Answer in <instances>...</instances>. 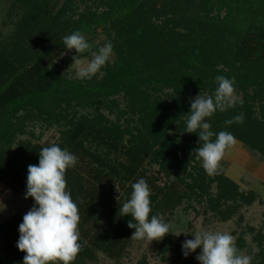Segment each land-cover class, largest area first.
<instances>
[{"label":"trees","instance_id":"trees-1","mask_svg":"<svg viewBox=\"0 0 264 264\" xmlns=\"http://www.w3.org/2000/svg\"><path fill=\"white\" fill-rule=\"evenodd\" d=\"M51 1L14 0L22 15L11 35H0V175L25 196L28 165H38L41 148L51 146L18 139L26 118L61 126L56 145L78 157L66 172L82 245L72 264L95 263L98 253L121 264L135 229L119 207L140 178L151 190L150 216L160 213L166 223L186 199L206 201L224 221L241 203L260 201L222 169L208 175L194 151L202 143L198 133L185 131L193 95H212L216 76L234 77L243 105L237 101L206 121L264 158V0H64L60 7ZM92 28L108 36L117 58L101 76L70 77L71 62L56 61L67 49L63 38ZM238 114L243 123L225 125ZM22 222L16 214L0 224L8 244V261L0 264H23ZM244 246L239 236L236 247ZM258 246L251 264H264L263 235Z\"/></svg>","mask_w":264,"mask_h":264},{"label":"clouds","instance_id":"clouds-1","mask_svg":"<svg viewBox=\"0 0 264 264\" xmlns=\"http://www.w3.org/2000/svg\"><path fill=\"white\" fill-rule=\"evenodd\" d=\"M81 11L83 7L81 6ZM68 50L75 49L70 68L76 69V77L91 79L106 65L113 52L111 41L91 51L92 45L79 31L63 38ZM90 52L91 59L85 60L79 54ZM218 87L212 95L198 94L191 102L186 120L187 133H198L202 142L196 152V159L208 175H218L221 161L237 143L228 131L214 133L206 121L219 110L225 112L243 100L236 95L235 78L216 76ZM243 114L225 120V125L243 123ZM216 137L212 140V137ZM78 163V157L56 144L42 147L38 165H28L27 191L25 199L31 197L35 205L23 216L19 225L17 247L26 255L23 264H72L82 250L79 231V207L72 199L66 181V172ZM130 199L119 207L120 216H131L128 227L135 229L131 238L136 240H161L170 233V226L160 213L151 215V190L144 178L131 185ZM38 206V207H37ZM177 236L180 233H176ZM187 235V234H186ZM194 239L182 244L183 255L187 257L197 248L202 251L196 256L200 264H251L252 257L242 254L235 244V237L228 232L196 231Z\"/></svg>","mask_w":264,"mask_h":264},{"label":"rangeland","instance_id":"rangeland-1","mask_svg":"<svg viewBox=\"0 0 264 264\" xmlns=\"http://www.w3.org/2000/svg\"><path fill=\"white\" fill-rule=\"evenodd\" d=\"M98 1V0H94ZM64 0H52L51 3L57 4V7L63 5ZM79 0H75L78 3ZM91 4V0H89ZM105 7H101L100 10ZM216 11V10H215ZM22 8L19 2L14 0H0V35L8 37L14 29V21L22 15ZM215 14V12L213 13ZM224 11L221 12L223 16ZM86 40L92 45L91 51H98L99 47L109 41L108 36L102 33L101 28H92L82 33ZM113 45V44H112ZM77 55L75 49L68 50L57 57L56 61L62 60L71 62L72 57ZM81 58L90 60V52L79 54ZM117 58V54L113 47V52L108 60L113 63ZM70 65V66H71ZM69 68L66 74L70 77H76V69ZM99 76L103 74V67L97 73ZM198 94L193 95V99ZM237 95V94H236ZM239 98L241 94L237 95ZM120 109L126 108V101L123 95L117 97ZM110 118L115 119L116 114H109L107 110H103ZM85 113L88 110L83 111ZM61 126L57 122H49L47 118L41 116H31L26 118L24 133L18 136V139H32L34 141L46 142L50 145L56 144L60 140ZM239 145L244 148L241 153L240 160L236 162L235 157L226 153L221 161V169L227 175L238 179L242 190L254 191L259 200L247 205L241 203L236 214L229 220H221L214 212L207 210V202H199L196 199L188 201L178 207L169 217L168 224L170 233L166 234L161 240H134L128 248L127 253L118 260L121 264H200L196 259L202 251L197 248L195 252H191L187 257L183 255L182 244L186 240L194 239L196 231H219L228 232L237 239L242 236L245 239V246L239 251L252 257V260L260 251L258 246L259 235L264 236V158L257 152L250 150L244 144L237 140ZM215 188L212 193H215ZM35 204L15 188L11 183L0 175V224L8 220L13 215L24 216ZM38 207V206H37ZM176 233H180L179 236ZM187 234V235H186ZM8 244L0 233V263L8 261ZM248 249H251L250 253ZM251 260V263H252ZM115 261L107 257L103 253H98V260L95 263L87 262L82 264H113Z\"/></svg>","mask_w":264,"mask_h":264},{"label":"crops","instance_id":"crops-1","mask_svg":"<svg viewBox=\"0 0 264 264\" xmlns=\"http://www.w3.org/2000/svg\"><path fill=\"white\" fill-rule=\"evenodd\" d=\"M244 147L242 145H239V143H236L235 146L229 150L228 152L230 153V155H232L233 157H235L236 159V162L237 160L239 161L240 160V156H241V153L243 152V149ZM227 175V174H226ZM228 177H230L231 179H233L234 181H236L237 183L238 182V179L230 176V175H227Z\"/></svg>","mask_w":264,"mask_h":264}]
</instances>
